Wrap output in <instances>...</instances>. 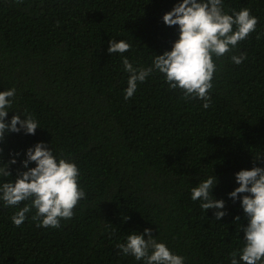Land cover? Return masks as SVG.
Wrapping results in <instances>:
<instances>
[{
  "label": "trees",
  "instance_id": "1",
  "mask_svg": "<svg viewBox=\"0 0 264 264\" xmlns=\"http://www.w3.org/2000/svg\"><path fill=\"white\" fill-rule=\"evenodd\" d=\"M179 2L0 0V91L16 89L6 122L18 111L40 126L35 135L5 134L0 155L17 163L0 183L26 171L27 149L43 142L76 163L86 192L58 229L37 227L35 209L16 227L18 208L0 201V264H143L117 244L145 228L185 264H230V253L244 246L238 230L247 218L228 194L239 186L237 172L264 167V0H224L229 14L247 7L259 23L216 61L209 109L183 100L159 72L125 100L129 74L121 55L108 53V41L130 42L123 55L150 66L179 37L178 26L162 19ZM240 52L248 58L236 65L230 56ZM213 175L219 183L212 194L227 213L219 221L191 199V188Z\"/></svg>",
  "mask_w": 264,
  "mask_h": 264
},
{
  "label": "clouds",
  "instance_id": "2",
  "mask_svg": "<svg viewBox=\"0 0 264 264\" xmlns=\"http://www.w3.org/2000/svg\"><path fill=\"white\" fill-rule=\"evenodd\" d=\"M22 0H17L21 3ZM165 25L178 26L179 37L173 43L171 51L155 55L148 67L134 65L123 54L132 49V44L124 39L108 41V53L120 54L123 70L128 73L124 99H131L138 85L159 72L170 90H180L185 101L199 99L207 110L212 106L211 91L214 88V76L218 71L216 61L238 50L239 44L257 31L258 17L251 14L249 8L239 11H225L224 0H182L166 12ZM259 39V35L256 37ZM247 53L232 54L231 62L240 65L247 60ZM16 89L0 91V143L6 133L35 135L39 122L32 114L17 111L6 122L8 112L13 109ZM21 114L24 119H21ZM19 125V127H18ZM2 153V149H0ZM14 155H19L16 153ZM261 160V156L254 159ZM34 162L35 167L29 168ZM17 163L13 158L4 163L0 155V178L12 177L10 165ZM26 171H18L11 181L0 183V201L5 207H17L12 223L20 227L35 209L31 219L37 227L58 229L62 220H71L80 201L86 199V192L80 184V169L74 161L61 155L57 157L51 147L43 142L36 143L26 151V159L21 161ZM239 185L229 198L240 200L247 225H241L244 246L230 253V264H264V167L253 166L235 174ZM219 183L215 175L201 180L191 188V199L200 201L205 213L215 210V221L221 220L227 213L225 202L213 196V189ZM244 194V195H241ZM23 202V207H19ZM127 216L124 217L126 221ZM240 222V216L234 218ZM147 237V238H145ZM125 256H132L143 264H185V257L172 252L164 242H158L152 229L145 228L142 234L133 231L126 236L125 243L117 244Z\"/></svg>",
  "mask_w": 264,
  "mask_h": 264
}]
</instances>
